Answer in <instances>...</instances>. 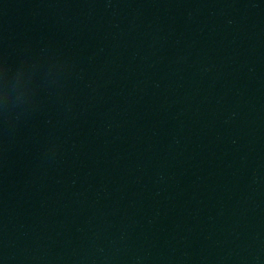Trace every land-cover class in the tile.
I'll return each mask as SVG.
<instances>
[{
    "label": "water",
    "instance_id": "water-1",
    "mask_svg": "<svg viewBox=\"0 0 264 264\" xmlns=\"http://www.w3.org/2000/svg\"><path fill=\"white\" fill-rule=\"evenodd\" d=\"M0 264H264V0H0Z\"/></svg>",
    "mask_w": 264,
    "mask_h": 264
}]
</instances>
